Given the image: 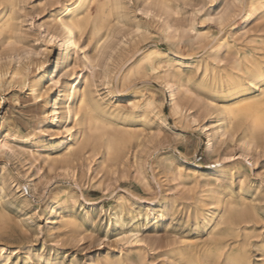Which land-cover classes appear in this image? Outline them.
<instances>
[{
    "label": "rangeland",
    "instance_id": "obj_1",
    "mask_svg": "<svg viewBox=\"0 0 264 264\" xmlns=\"http://www.w3.org/2000/svg\"><path fill=\"white\" fill-rule=\"evenodd\" d=\"M74 1L16 0L14 6L0 1V18L6 15L13 18L11 30L0 32V67L13 69L28 62L31 63L30 76L38 77L43 73L35 65L44 59L47 70L43 84L46 85L55 74L59 56L56 44L49 41L46 33L56 29L55 19L62 4ZM241 1L245 3L247 0ZM122 2V22L113 25L115 39L105 45L107 52L109 47L113 48L112 59L106 63L107 66L98 62L97 67L85 71L89 79L95 77L94 99L105 109L116 108L123 113L117 120L120 129L134 134L136 131L135 135L139 136L126 143L123 155L108 156L103 146H86L67 162L60 163L63 156L57 155V148L65 135L59 131L63 119H59L53 129L50 122L44 120L42 127L46 131L40 133L36 147L17 145L19 153L13 157L1 152L0 246L7 252L12 251L10 260L4 264H104V257L114 258L116 255L121 256L126 264H131L126 254L134 253L145 254L147 264H174L166 255L170 247L186 238L203 242L209 237L207 232L211 223L195 215L196 200L204 189L210 194L220 190L225 197L231 195L239 202L240 199L247 201L246 212L238 222L252 232L248 246L252 260L264 259L257 249L264 233V140L260 141L257 150L249 151L248 159L253 163L249 166L246 160L236 159L241 151L239 139L242 135L241 128H236L232 136L227 134L216 145L220 153L233 154L234 161L222 164L232 168L236 172L234 176L223 182L205 178L186 179L185 182L175 179L173 160L192 162L202 170L208 169V164L214 160L206 151L204 130L173 114L168 106V93L161 87L164 69L173 72L174 82L188 76L191 93L186 106L191 109L186 113L195 114L198 123L206 124V129L211 128L214 113L206 110L207 91L201 92L196 87L197 77L190 66H180L177 62L207 59L212 47L222 38L236 45L242 42L245 46L243 38L236 39L241 36L242 28L247 29L246 36L264 33V17L245 24L243 13H238V5H234L232 0ZM224 9L236 11L237 15L220 21L218 16ZM164 22L176 30L164 32ZM136 26L138 31H135ZM87 30L81 34L79 42L87 54L97 56L95 39ZM144 51L157 55L151 64L144 62L140 74L122 84L127 68L140 59ZM71 53L72 58L82 56L80 51L75 55L74 51ZM228 61L229 58L224 56L220 65L229 66ZM104 72L108 73L106 80L103 79ZM18 84L7 85L5 79L0 82V114L10 118V124L17 133H33L47 104L44 100L35 101L25 87ZM151 93L157 109L145 112L142 107H131V102L141 106L143 99ZM54 94L55 91L50 96ZM183 94L184 90L179 97ZM74 129L82 133L84 123L79 121L74 124ZM31 151L37 160L30 155ZM38 152L39 155L36 154ZM38 166L42 168L37 174ZM27 175H31L36 183L35 190L29 186L16 189L15 183H24ZM206 182L208 185L202 188ZM53 197L60 203L64 202L63 213L78 218L76 225L61 222L49 211L48 205ZM150 199L155 202L150 204ZM156 200L166 203V218L159 221L154 220L151 213L148 219L144 216L149 207L159 206ZM130 208L132 212L142 214L138 221L139 242L131 241L120 233L127 230L128 224L124 228L115 225L113 214L119 209L131 211ZM122 217L126 223L130 219L127 215Z\"/></svg>",
    "mask_w": 264,
    "mask_h": 264
},
{
    "label": "bare ground",
    "instance_id": "obj_2",
    "mask_svg": "<svg viewBox=\"0 0 264 264\" xmlns=\"http://www.w3.org/2000/svg\"><path fill=\"white\" fill-rule=\"evenodd\" d=\"M0 1H6L8 6H14L16 2V0ZM232 2L234 5H238V13H243L242 17L245 24L264 17V0H247L245 3L241 0H232ZM122 4V0H75L73 3L65 2L62 4V8L58 11L55 19L56 29L46 33L49 36V41L56 44L59 54L55 64V74L47 80L46 85L43 84L47 70V62L44 59L39 60L35 65L39 72L43 73L42 76L38 77L30 76L31 63L28 62L13 69L0 67V82L5 79L7 85L14 83L17 85L19 83L23 88L25 87V90L35 101L44 100L47 104L42 120L39 121L36 130L34 129L35 132L29 134L17 133L16 129L12 128L10 124V118L0 114V153L3 152L7 156L13 157L19 153L16 149L17 145L25 148L36 147L35 144L39 140L40 133L46 131L42 127L44 120L49 121L50 127L53 129V125L58 124L59 119H63L59 131L65 135L60 140L59 147H56L59 150L57 155L63 156L59 161L60 163L67 162L68 158L72 157L74 153L82 152L86 146H103L108 156H116L120 153L123 155L127 146L126 143L132 138L137 139L139 134L135 135L136 131L134 134L131 131L121 130L117 124V120L120 119L123 113L117 111L116 108L113 110H110V108L105 109L98 100L94 99L92 95L94 90L92 89L95 85V77L91 76L89 79V75L85 71L91 67L94 68L95 65H98V62L107 66L106 63L112 59L113 48L109 47L110 51L107 52L105 51V45L112 38L115 39L113 25L122 22L120 16ZM64 11L66 12L63 15ZM236 15V11L231 12L224 9L218 19L223 21ZM12 21L13 18L9 15L0 18V32L11 30ZM87 29H89V35L95 39L96 50L94 49V51H97V56L87 54L84 46L79 42L81 34ZM138 29L139 27L136 26L135 31H138ZM175 30L176 28L171 24L163 23L164 32ZM247 33V29L242 28L241 36L236 38H243L247 46H244L242 42L236 45L226 38H222L214 46L212 45L213 47L211 46L212 51L207 59L177 62L180 66H190L193 75L197 77L196 87L201 92L207 91L206 110L214 113L211 128L206 129V124L198 123L195 114L186 113V110L191 109L186 106L191 93L189 77L184 75L178 82H174L172 79L173 72H170L168 68L163 71L161 87L168 93V106H170L171 112L178 114L181 118L184 117L189 124L204 130L207 142L206 151L214 160L213 163L208 164V169L203 170L192 162H184L180 159L173 160V177L175 179L185 182L186 179L198 180L205 178L223 182L227 180V177L234 176L236 172L222 164L224 161H234L233 154L220 153L216 145L218 141H223L227 134L232 136L236 128H241L242 131L239 139L241 141V151L236 159L242 158L249 163V166H253L251 160L248 159L249 151L251 149L257 150L260 147V141L264 140V33L246 36ZM120 43H124V41L120 40ZM72 51H74V55L75 52L80 51L82 56L72 58ZM222 54L229 58V66L226 64L220 65L224 60ZM156 55L155 52H146L142 57L140 56V59L131 64L127 71L125 70L126 74L121 80L122 84L128 82L134 75L140 74L144 62L151 64ZM165 56L168 57L167 54ZM6 60L8 59L6 58ZM106 72L103 73V79L108 76ZM68 80H71V82H68ZM183 90V97L180 98L179 93ZM53 91H55V94L51 97L50 93ZM189 104L192 103L189 102ZM131 107H142L145 112L147 110L154 111L158 108L153 93L143 99L141 106L131 102ZM79 121H82L85 126L82 133H80V130L74 129V124H78ZM36 154L39 155L40 153ZM30 155L34 160H37V156L35 157L33 151ZM47 157H49V154H47ZM51 161L54 160L51 159ZM41 168V166L37 167V174ZM206 185H208L207 182L201 187L204 188ZM28 186L32 191L35 190L36 183L33 182L31 175H27L24 183H15L16 189H20V187L27 188ZM202 192L203 194L198 196L196 200L195 215L201 217L203 221L211 223V228L207 232L209 237L205 238L206 240L203 242L186 238L182 243L170 247L166 255L171 259V262L174 264H264V259L260 258V261L257 260L258 262L252 260L251 251L248 247L252 232H249L243 224L240 226L238 222L246 212L247 201L240 199L239 202L231 195L225 197L223 191L220 190L213 194H210L209 190L206 189ZM26 193L28 195V192ZM149 202L151 204L155 200L150 199ZM159 203L157 208L149 207L148 211L144 213L147 219L149 213L152 214L154 220L159 221V219L166 218V203ZM64 207V202H58L55 197L50 200L48 205L49 211L54 213L61 222L76 225L78 218H75L73 214L63 213ZM123 215L130 217L127 223L124 221ZM113 217L115 225L124 228L128 224L127 230L123 229L120 232L124 237L134 242L141 241L140 235H138L140 231L138 221L140 217L142 219L141 213H134L132 209L131 211L119 209L118 212L113 214ZM257 249L263 258L264 233L260 238ZM11 252H7L4 247L0 246V264L10 260ZM144 255L140 253L126 254L131 264H147L146 255ZM104 258V264H126L121 256L116 255L114 258L106 256Z\"/></svg>",
    "mask_w": 264,
    "mask_h": 264
}]
</instances>
